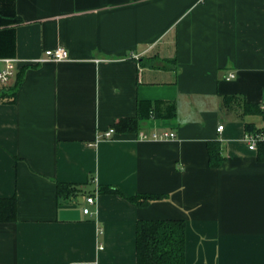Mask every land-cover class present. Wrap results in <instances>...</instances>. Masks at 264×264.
I'll return each mask as SVG.
<instances>
[{
	"label": "crops",
	"instance_id": "obj_1",
	"mask_svg": "<svg viewBox=\"0 0 264 264\" xmlns=\"http://www.w3.org/2000/svg\"><path fill=\"white\" fill-rule=\"evenodd\" d=\"M0 58L23 61L0 98V198L18 201L0 264H137L138 221L163 219L186 221V264H264V158L243 140L264 128L243 114L264 112V0H0ZM139 101L176 116L97 140ZM58 182L82 191L59 200ZM101 186L165 199L88 206Z\"/></svg>",
	"mask_w": 264,
	"mask_h": 264
},
{
	"label": "trees",
	"instance_id": "obj_2",
	"mask_svg": "<svg viewBox=\"0 0 264 264\" xmlns=\"http://www.w3.org/2000/svg\"><path fill=\"white\" fill-rule=\"evenodd\" d=\"M14 18V16H12ZM19 21V19H18ZM18 76V74H17ZM10 91V92H9ZM14 92L3 90L0 98L13 96ZM5 96V97H4ZM9 96V97H10ZM230 99L225 98L224 102ZM160 102L139 101L138 114L133 118L120 119L113 125L115 132L123 134H136L151 116L174 119L176 116V105L166 104L167 112L160 113L158 109ZM243 114H256L264 118V112L252 104L243 106ZM247 132L259 131L254 126L247 125ZM264 129V128H263ZM209 164L217 168L223 163L221 146L218 142L210 143ZM259 159L264 158V144L258 148ZM81 188L67 183H57V197L60 200L70 201L81 192ZM99 194L119 195L138 206H147L155 201L164 200L165 197L156 194L128 195L121 189L114 186H101ZM18 201L17 196L0 198V223H13L17 217ZM186 221L178 219L163 220H139L136 227V255L137 264H186Z\"/></svg>",
	"mask_w": 264,
	"mask_h": 264
},
{
	"label": "built area",
	"instance_id": "obj_3",
	"mask_svg": "<svg viewBox=\"0 0 264 264\" xmlns=\"http://www.w3.org/2000/svg\"><path fill=\"white\" fill-rule=\"evenodd\" d=\"M45 56L43 59L33 60L30 61V63H43V62H60V61H66L69 59V52L64 47H58L56 49L52 50H46ZM0 64H2V67L0 68V94L3 90H6L9 87V84L13 79L16 78L17 73L23 64V61L17 59V58H0ZM234 78V75L231 74L227 78V80H231ZM264 110V107H263ZM224 129V126H219L218 131L222 132ZM115 133V130L112 128L109 131L105 132L97 140L100 139H112L113 135ZM144 140H169V139H175L176 134L172 132H162V133H153L150 135L144 134L142 137ZM244 142L246 143L248 149L250 151H257L259 146L261 144H264V129H261L256 132H247L244 135ZM98 191L96 192V195H88L85 198L86 204L88 206L95 205L97 202V195ZM84 214L88 215L90 214V209L88 207H85L83 209Z\"/></svg>",
	"mask_w": 264,
	"mask_h": 264
}]
</instances>
